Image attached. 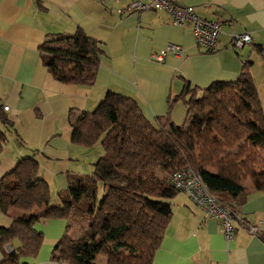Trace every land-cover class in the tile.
Here are the masks:
<instances>
[{"label":"crops","instance_id":"0c3cea01","mask_svg":"<svg viewBox=\"0 0 264 264\" xmlns=\"http://www.w3.org/2000/svg\"><path fill=\"white\" fill-rule=\"evenodd\" d=\"M172 1L192 6L204 18L222 20L217 51L198 46L191 28L174 25L164 10L119 12L131 0H0V105L9 106L0 119L7 134L0 143V178L21 159L33 157L38 177L48 184L57 204L68 193L71 178L90 174L97 157L95 145L72 140L73 122L82 112L93 111L109 90L133 97L150 119L169 114L178 124L187 113L186 104L182 99L169 101L186 85L203 89L215 81L236 80L248 60L258 82L264 56L253 44L264 45V0ZM77 28L105 49L92 85L62 82L42 61L39 48L48 36ZM233 30L250 33L252 44L240 51L233 48ZM170 42L181 45L185 54L155 60L153 53ZM171 205L172 216L153 264H264L261 190L253 187L232 204L237 217L231 238L223 233L221 220L209 218L187 192L178 191ZM13 220L0 210V226L9 227ZM43 221L33 225L44 233L38 255L22 261L55 260L54 249L70 221ZM251 226L260 232L252 233Z\"/></svg>","mask_w":264,"mask_h":264},{"label":"trees","instance_id":"16d2710c","mask_svg":"<svg viewBox=\"0 0 264 264\" xmlns=\"http://www.w3.org/2000/svg\"><path fill=\"white\" fill-rule=\"evenodd\" d=\"M253 47L264 56L263 44ZM39 49L58 80L79 85L95 82L105 54L82 28L48 36ZM251 65L245 61L236 80L203 89L186 85L171 98L170 104H186L183 124L169 114L150 119L133 97L109 90L73 122L72 140L86 147L101 142L103 154L90 174L71 178L60 203L52 202L48 184L38 177V161L21 159L0 178V210L14 218L9 227L0 226V264H36L21 260L40 251L44 233L36 221L83 217L81 236L67 231L57 243V262L97 264L103 256L105 264H153L178 192L171 175L186 167L230 207L253 187L264 192V110ZM4 139L0 128V143Z\"/></svg>","mask_w":264,"mask_h":264},{"label":"built area","instance_id":"2783aa9c","mask_svg":"<svg viewBox=\"0 0 264 264\" xmlns=\"http://www.w3.org/2000/svg\"><path fill=\"white\" fill-rule=\"evenodd\" d=\"M152 9L166 11L170 15L171 23L174 25H188L195 36L198 46L208 52L217 51L219 36L222 31V20L204 18L190 5H180L172 0H131L127 7L119 10V12L123 10L143 11ZM230 36L229 43L235 49H240L246 44L252 43L251 34L248 32L233 30ZM169 53L176 56L185 54L181 45L170 42L159 52L153 53L152 57L155 60L162 61ZM8 108L9 106H4L5 110H8ZM170 179L178 191L187 192L190 198L206 211L209 218L221 220L222 230L227 238L233 236V221L237 217V212L216 198L199 173L190 167H186L173 172ZM249 229L252 233L260 232L257 226H251Z\"/></svg>","mask_w":264,"mask_h":264},{"label":"rangeland","instance_id":"374dc122","mask_svg":"<svg viewBox=\"0 0 264 264\" xmlns=\"http://www.w3.org/2000/svg\"><path fill=\"white\" fill-rule=\"evenodd\" d=\"M249 45H246L245 47H248ZM239 50V49H237ZM243 50V48L241 49ZM240 51V50H239ZM257 83V89H258V93H259V97H260V100H261V103H262V107H263V110H264V71H263V75L261 78L258 79V82ZM185 116L186 114L184 115V118L181 117V119H179L178 123L179 124H183L185 122ZM95 148L97 149V157L96 159L101 155L103 154V146L101 144V142H97L95 144ZM103 190L100 189V195L102 194ZM61 202V198L59 197V202ZM69 221H71V228H69V231H68V234L71 236V237H79L81 236L82 234V225L85 223H87L86 221V218L83 217V218H72V220L69 219ZM41 222H44V221H41ZM15 244V242H14ZM9 245V244H8ZM8 245H6V249H8ZM10 246V245H9ZM43 253V252H42ZM23 258V257H22ZM38 259V257H37ZM46 262V261H45ZM96 262L97 264H105L106 263V258L103 257V256H98L97 259H96ZM38 264H45L44 262H40ZM50 264H68V261H63V263H59L57 262L56 260H50Z\"/></svg>","mask_w":264,"mask_h":264},{"label":"water","instance_id":"95a60500","mask_svg":"<svg viewBox=\"0 0 264 264\" xmlns=\"http://www.w3.org/2000/svg\"><path fill=\"white\" fill-rule=\"evenodd\" d=\"M10 248V246H8Z\"/></svg>","mask_w":264,"mask_h":264}]
</instances>
